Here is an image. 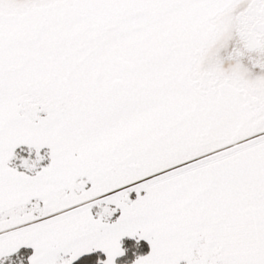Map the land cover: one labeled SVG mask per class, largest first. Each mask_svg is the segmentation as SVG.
<instances>
[{
	"label": "snow or ice",
	"instance_id": "snow-or-ice-1",
	"mask_svg": "<svg viewBox=\"0 0 264 264\" xmlns=\"http://www.w3.org/2000/svg\"><path fill=\"white\" fill-rule=\"evenodd\" d=\"M0 264H264V0H0Z\"/></svg>",
	"mask_w": 264,
	"mask_h": 264
}]
</instances>
